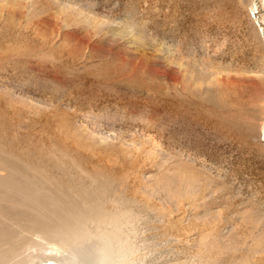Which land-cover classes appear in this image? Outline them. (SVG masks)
I'll use <instances>...</instances> for the list:
<instances>
[{"label": "rangeland", "instance_id": "374dc122", "mask_svg": "<svg viewBox=\"0 0 264 264\" xmlns=\"http://www.w3.org/2000/svg\"><path fill=\"white\" fill-rule=\"evenodd\" d=\"M82 253L264 264V0H0V264Z\"/></svg>", "mask_w": 264, "mask_h": 264}, {"label": "bare ground", "instance_id": "6f19581e", "mask_svg": "<svg viewBox=\"0 0 264 264\" xmlns=\"http://www.w3.org/2000/svg\"><path fill=\"white\" fill-rule=\"evenodd\" d=\"M31 196L34 197V198L42 199L43 202H48V201L51 200V197L49 196V194L47 192H44V195H43L42 198L39 197V192H33V193H31ZM56 252L57 251H55V253ZM68 256H63L62 259H59L60 263H62V261H68L70 264H79L80 262L81 263L83 262L84 264H86L84 262V260H91V259H89L90 258L89 256H87V255L85 256L83 253L80 254L78 257L77 256H73V255H72V257L71 256L68 257ZM47 261H49V260H47ZM95 261H97V260H95ZM99 261H101V260H99ZM96 264H100V263H96Z\"/></svg>", "mask_w": 264, "mask_h": 264}]
</instances>
